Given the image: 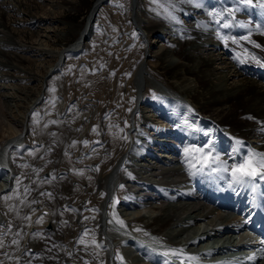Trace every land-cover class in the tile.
Segmentation results:
<instances>
[{"label": "bare ground", "instance_id": "1", "mask_svg": "<svg viewBox=\"0 0 264 264\" xmlns=\"http://www.w3.org/2000/svg\"><path fill=\"white\" fill-rule=\"evenodd\" d=\"M41 1L8 0L9 4L5 3L6 0L0 2V43L1 41L12 43L20 47L15 49L14 46L15 48L10 52L7 50L9 48L7 45L8 48L4 50L8 51L7 59L16 70H25L23 65L30 60L32 50L37 52L35 55L45 53L57 58L54 64L47 66L44 74L26 72L30 74L31 78L44 81L46 73L61 74L62 67L60 68V66L66 61L65 50H72L74 54H77L88 43L93 31V23L96 21L97 11L109 0L97 1L89 17L90 24L87 23L81 27L77 24L81 36L71 47H68L66 43H61L59 47L47 45L48 39L51 37L54 39L57 36V33L54 34L55 27L52 28L49 24L42 27L40 31L33 29L34 31L31 33H21L13 25L15 14L9 11L14 12L13 10L16 8H18L17 12H22L27 19L32 17L30 20L33 23L35 20L37 23L44 21L42 16H48V14H44L48 13V9L44 5L46 0ZM57 1L48 0L50 4L48 6L51 8L54 4H59ZM138 1H130V6L134 11L132 20L138 26L141 35L147 36L150 31L158 30L159 26L153 27L146 23L147 17L137 8ZM68 7H72V5L69 4ZM175 8L180 13L179 17L182 18L165 19L164 24L160 25V32H157L169 40L170 46L166 47L164 43H160L162 42L160 35V38L154 37V41L149 43L150 45H146L144 57L135 70L134 83L138 98L133 110L134 122L129 129L128 145L122 151L116 164L108 172L99 174V185L105 188L106 194L104 192V199L95 210L98 214L99 238L103 242L104 249H99L91 244L92 242L88 243L92 248L93 264L101 260L102 252H105L106 264H130L128 260L133 264H147L129 257L133 256V251L138 254L139 249L142 250L145 247L152 250L148 243L142 242L138 235L133 233L138 230H140L139 233L137 232L138 234L141 232L142 236L145 234L148 237L150 236L148 233L151 232L160 237L164 243L172 241L173 244L184 243L183 247L190 246L188 250L195 249L198 258L188 262L201 264L206 258L204 245H200L201 241L213 234L219 236L222 231L231 232L234 229L237 230L239 226L241 227V223L235 221V216L227 217L221 210H213L207 205L208 196H201L199 192L194 191L195 185H200L197 183L199 178L195 168L196 166L200 168V156H207L210 151L211 156L219 157V162L212 168H205V173L215 172L216 168L222 169L226 166L228 170L225 172L232 177V167L243 163L238 156L245 155L246 159L249 157L250 151L264 154V0H253L251 5L241 2V0H177ZM23 18L21 16L22 21ZM47 18L52 20L51 22L57 19L56 15ZM225 23L229 24L228 28L223 27ZM77 26L72 24V31ZM51 31H53L52 35ZM32 35L40 37L34 41L26 39L31 38ZM62 35H66V32H61ZM86 36H88L87 39ZM155 43H158L159 48L154 50L152 46ZM153 58L156 60V65L165 72L169 85L151 71L149 66L153 65ZM6 76L14 77H10V79H17V76H20L23 79L26 75L21 76L17 71H14ZM5 84L0 83V104L2 105L0 106L2 109H0V131L7 137L0 147V195L12 189L14 175L18 171L17 165L19 166L22 161L27 162L25 150L28 144L24 142V138L29 131L27 130L30 118L28 112L35 102L41 100L44 93L42 89L37 88L35 97L34 95L30 97L28 110H25L24 106L26 105L20 99H26V94L30 91L29 88H17V92H21L23 97L17 93L5 92L4 90L9 87ZM149 86L160 89L164 93L173 94L178 98L171 99L174 103L183 99L186 104H180L176 108L171 105L166 107L165 113L161 111L155 113L153 105L145 100ZM5 105H8L10 109L13 107L12 112L21 114L22 118L16 121L11 112L9 114L8 110L5 111ZM60 105H65L64 99H60ZM173 105L175 106V104ZM22 107L23 109H20ZM150 111L152 112L149 113ZM160 115L168 116L163 124H161L162 117ZM161 130L163 133H160ZM158 132L160 134H156ZM198 139L200 142H197ZM141 146L149 148L150 153L148 154L151 158L139 159L137 156L135 157V152H138ZM163 146H167L168 150L161 149ZM196 146L204 148V153L186 155L185 149ZM242 147H246V151H240L239 149ZM235 149L238 153L235 152ZM160 156L163 157L161 162L157 160H160ZM177 158L183 162L184 166L178 170L171 167L172 162ZM253 159L259 160L260 156H255ZM139 173H142V176ZM146 176H149L147 178L150 181H144L143 177ZM58 177L70 178L71 184L74 182L68 170L58 173L56 181L59 182L61 178ZM201 185L203 187L205 184L201 182ZM71 186L68 184L61 189L65 190V194H71ZM236 187L245 189L248 186L247 183H241L236 184ZM174 192L178 194L172 197L176 201L165 203L169 198L168 195H172ZM135 200L143 202L142 205H139ZM111 204L116 206L118 212L109 207ZM44 205L46 206V203ZM37 206L39 208L31 211V223H35L41 212L47 215L51 212L49 211L50 206L47 209L37 203L33 208ZM83 207V204L74 205L80 215L78 221L82 216ZM131 207V210L127 209ZM140 210L143 213H140L139 217L131 215L134 212L138 214ZM117 213L123 224L116 220ZM7 221L8 217L1 212L0 203V224H7ZM47 224H51L50 227L54 226L49 218L45 219L43 227H48ZM32 225L34 226V224ZM59 233L53 236V239H57V243H54L56 247L50 245L51 247L43 249L44 251H55V255H48V262L50 264H75L83 260L82 247L79 246L87 244V241L81 243L82 240L78 239L74 242L72 237L77 235L75 232L65 242L63 234ZM186 233L187 235L184 236ZM245 234L246 232L240 231V238ZM154 235L150 237H154ZM233 237L232 234H227L222 238L220 236V242L214 246L222 248L221 244L233 242ZM34 238L31 234L25 237L26 244L23 246L22 252L29 255L32 250H26L33 245L37 250L32 252L38 256L40 249L35 246ZM120 244H124V247L127 248L125 251L127 256L129 254L128 259L118 253L116 247ZM157 246L160 252L153 250L154 263L151 264H175L174 258L167 251L170 250V244ZM250 250L252 249L248 251ZM259 253L257 252L253 258V264H259L263 260L264 255ZM55 259L58 260L54 261ZM218 263L221 262L213 261V264Z\"/></svg>", "mask_w": 264, "mask_h": 264}, {"label": "rangeland", "instance_id": "2", "mask_svg": "<svg viewBox=\"0 0 264 264\" xmlns=\"http://www.w3.org/2000/svg\"><path fill=\"white\" fill-rule=\"evenodd\" d=\"M3 1L5 0H0V2ZM7 1L5 3H8ZM97 1L58 0L59 4L56 3L50 8L48 6L50 4L46 0L44 5L48 9V13L44 14H48V16L56 15L57 19L54 22H51L52 20L47 18L48 16H42L44 21L37 23V20H35L33 23L30 20L32 17L27 19L22 12H17L18 8L13 10L14 12H9L15 14V23L13 25L21 33H31L34 30L40 31L42 27L44 28V26L49 24L52 28L55 27L56 31L54 34L57 33V36L54 39L51 37L52 40L48 39L46 41L47 45L59 47L61 43H66L68 47H71L74 43L76 44L81 36L77 24L80 27L81 25H87V23L90 24L88 22L89 17ZM130 1L109 0L103 4L97 11L96 21L93 23V31L88 43L77 54H74L72 50H65L66 61L60 66V68L62 67L61 74L56 72L46 73L44 81L38 78L34 79V77L31 78L30 74L26 72L44 74L47 66L54 64L57 58L45 53L35 55L37 52L32 50L30 52L32 54L30 60L23 65L25 70L22 71L18 68L16 70L10 65L7 53L9 50L10 52L13 51L15 47V49H18L19 46L7 42L3 43L2 41L0 43V53L2 54H0V83H6L5 85L10 87L4 91L12 92L13 94L17 93L24 97L21 92H17V88H29L31 92L28 91L26 99H20L26 105L24 106L25 110H28L30 97L35 94V90L38 88L44 91L41 100L35 102L36 104L34 103L28 112L30 118L28 119L27 130L29 131L24 138L25 141L23 140L28 144L25 150L27 162L18 163V171L14 175L12 189L0 195L1 212L8 217L7 224H0V264H50L47 257L48 255H55V251H44L43 249L51 247L50 245L56 247L57 239H53V236L59 232H61L59 234H63L65 242L75 232L77 235L72 237L74 242L78 241V239L83 240V242L87 241V244L79 246L82 247L83 260L75 264H93V259H91L92 248L88 245L89 242H92L91 244L101 250L104 249L103 242L99 238L98 214L95 210L96 207L101 205L106 194L105 188L99 185V174L102 175L108 172L116 164L122 151L128 145L130 138L129 129L134 122L133 110L136 107L138 98L134 83L135 70L144 57L146 45H150L154 41V37L160 38L161 36L160 40L162 42L160 43H164L166 47L170 46L169 40L163 38L162 34L157 32H160V25L164 24L165 19L182 18L179 17L180 13L175 8L177 0H139L137 8L147 17L146 23L153 27L159 26L158 30L150 31L147 36H142L138 26L132 20L134 11L130 6ZM69 4L72 7H68ZM21 16L22 18L25 16L23 21ZM16 24L18 25L16 26ZM72 24L77 26L78 29L76 28L72 31ZM52 32H50L51 35ZM61 32H66V35L61 36ZM37 37L40 36L32 35L31 38L26 39L34 41ZM153 45L152 48L154 50L159 48L158 43ZM6 49L8 51H4ZM152 61L153 65L149 66L151 71L169 85L165 72L156 65L155 58ZM14 71H17L21 76L26 75L27 77L24 76L22 79V77L17 76V79H10L13 76H6V74L14 73ZM145 98L149 104L153 105V112L155 113L160 111L165 113L166 107L172 105L171 107L176 108L180 104L183 105L185 103L183 99V101L179 99V101L177 100L174 103L171 99L178 98L173 94L170 92L164 93L162 90L151 86L147 88ZM60 99H64V106L60 105ZM14 102H12L13 105ZM0 106L2 105L0 104ZM4 108L5 111L8 110L7 113L10 114L11 112L14 115L13 117L16 121L22 118L21 114L12 112L13 107L10 109L8 105H5ZM20 109H23V107ZM160 116L162 117L161 124H163L168 116ZM156 134H159V132ZM6 139L7 137L0 131V147ZM85 141L87 143H84ZM195 148L199 147L196 146ZM239 150L246 151V147H242ZM235 152L238 153L237 149H235ZM148 153H150L149 148L141 146L139 151L135 152V157L137 156L139 159L143 157V159L151 158ZM238 158L244 162L245 155L238 156ZM162 159L163 157L160 156V160H157L161 162ZM178 160L175 159L171 164V167H175L177 170L183 165V162ZM63 170L69 171V174L74 179V184L70 183V178L58 177L61 179L59 182L56 181L58 180L56 178L58 173ZM141 174L139 173V175ZM68 184L72 185L71 194H65V190L61 189L65 185L68 186ZM172 201L174 202L176 199H170L166 203ZM37 203L47 209L50 206L51 209L49 208V211L51 212L48 215L41 212L37 216L35 223H31V211L39 208L38 206L33 208ZM45 203L46 206L44 205ZM48 204L49 206H47ZM71 204L72 206H70ZM81 204L84 207L80 221H78L80 215L75 210L74 205L79 206ZM109 207L116 211V206L113 204L109 205ZM127 209L131 210L132 207ZM140 213H143V211L140 210L138 214L134 212L131 215L138 216ZM46 218H49L54 226H45L46 228H44L43 223ZM116 220L120 221L119 215L116 216ZM188 222L191 221L188 220ZM182 225L184 226V224ZM127 230L131 231L130 229ZM138 231L133 233L138 235L144 243L155 245H166L169 243V249L174 254L175 264L179 263L181 256L186 261L198 258L196 250L189 251L190 246L183 247L184 243L173 244L172 241H165L164 243L160 237L151 232L148 234L150 236L154 235L155 238H152L155 240L151 239L150 236H145V234L142 236L141 232L138 234ZM30 234L32 238L35 237L33 239L35 246L40 249L38 250V256L32 252L37 250L33 245L26 250H32L29 255L26 252H22L23 246L26 244L25 237L27 235L30 236ZM227 234L229 235L230 232H220L219 236L213 234L201 241L200 245H211L215 241L219 243L220 236L222 238V236L225 237ZM186 235L187 233L184 236ZM233 236L232 239H235L238 235ZM120 237L123 239L122 236ZM13 241H16V243H13ZM123 247L124 244L116 247L118 253L126 259L129 257L132 259L133 256L128 254V257L125 251L127 248L124 247L125 249H123ZM94 250L96 251L95 248ZM143 251L145 249H139L140 253H143ZM134 254H136L135 251H133ZM101 256V260L97 261L96 264H106L105 252H102ZM186 257L188 258L186 259ZM262 259L260 262H264V257ZM57 260L55 259L54 261ZM128 262L133 264L129 260Z\"/></svg>", "mask_w": 264, "mask_h": 264}, {"label": "snow or ice", "instance_id": "3", "mask_svg": "<svg viewBox=\"0 0 264 264\" xmlns=\"http://www.w3.org/2000/svg\"><path fill=\"white\" fill-rule=\"evenodd\" d=\"M241 2L251 5L253 0H241ZM223 27L228 28L229 24L225 23ZM84 143H87L85 141ZM240 143L239 141L237 142ZM186 155L192 156L195 153H204V148H188L185 149ZM255 156H260L259 160L253 159ZM200 168L198 171H204L205 168H212L213 165L218 164L219 157L211 156V152L207 156H200ZM222 171H227V167H223ZM215 171V169H213ZM259 177L260 179H264V154L252 153L250 151L249 157L244 160L243 163H239L232 167V180L237 183H248L250 180ZM42 219V218H41ZM40 222V221H37ZM123 224V221H118ZM87 234V233H85ZM16 243V241H13ZM83 243V240L81 241ZM95 243V241H93ZM249 259H253V257H249Z\"/></svg>", "mask_w": 264, "mask_h": 264}, {"label": "water", "instance_id": "4", "mask_svg": "<svg viewBox=\"0 0 264 264\" xmlns=\"http://www.w3.org/2000/svg\"><path fill=\"white\" fill-rule=\"evenodd\" d=\"M95 12H96V11H95ZM87 38H88V36H86V39H87ZM47 226H48V227H50V226H51V224H47Z\"/></svg>", "mask_w": 264, "mask_h": 264}]
</instances>
